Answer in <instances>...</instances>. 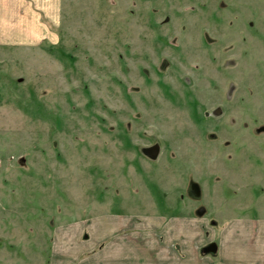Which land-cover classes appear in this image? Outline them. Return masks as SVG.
<instances>
[{"label":"rangeland","instance_id":"1","mask_svg":"<svg viewBox=\"0 0 264 264\" xmlns=\"http://www.w3.org/2000/svg\"><path fill=\"white\" fill-rule=\"evenodd\" d=\"M0 264H264V0H0Z\"/></svg>","mask_w":264,"mask_h":264},{"label":"water","instance_id":"2","mask_svg":"<svg viewBox=\"0 0 264 264\" xmlns=\"http://www.w3.org/2000/svg\"><path fill=\"white\" fill-rule=\"evenodd\" d=\"M209 247H210V248H208V249H210V250H212V251H215V249H216V244H211Z\"/></svg>","mask_w":264,"mask_h":264},{"label":"trees","instance_id":"3","mask_svg":"<svg viewBox=\"0 0 264 264\" xmlns=\"http://www.w3.org/2000/svg\"><path fill=\"white\" fill-rule=\"evenodd\" d=\"M52 48V50H53V47H51ZM56 54H57V56H59L60 54L58 53V50L56 49V52H55ZM60 57V56H59Z\"/></svg>","mask_w":264,"mask_h":264},{"label":"crops","instance_id":"4","mask_svg":"<svg viewBox=\"0 0 264 264\" xmlns=\"http://www.w3.org/2000/svg\"><path fill=\"white\" fill-rule=\"evenodd\" d=\"M248 244H249V242H248Z\"/></svg>","mask_w":264,"mask_h":264}]
</instances>
